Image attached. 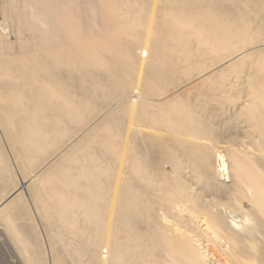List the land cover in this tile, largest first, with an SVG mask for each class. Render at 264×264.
<instances>
[{
  "label": "rangeland",
  "instance_id": "obj_1",
  "mask_svg": "<svg viewBox=\"0 0 264 264\" xmlns=\"http://www.w3.org/2000/svg\"><path fill=\"white\" fill-rule=\"evenodd\" d=\"M263 165L264 0H0V264H253Z\"/></svg>",
  "mask_w": 264,
  "mask_h": 264
},
{
  "label": "bare ground",
  "instance_id": "obj_2",
  "mask_svg": "<svg viewBox=\"0 0 264 264\" xmlns=\"http://www.w3.org/2000/svg\"><path fill=\"white\" fill-rule=\"evenodd\" d=\"M8 67V66H7ZM256 70V69H255ZM256 149H259V148H256ZM256 151V150H255ZM250 152H252V150L250 151ZM259 152H260V150H259ZM263 152V151H262ZM261 153V152H260ZM252 156V159H253V161H257V160H259V158H258V154H257V151L256 152H254L253 153V155H251ZM250 155H249V157H251ZM264 166V165H263ZM249 191L248 192H250L251 193V197L252 198H254L255 196H257L256 195V190L254 189V188H247ZM264 198V197H263ZM259 202H257V204H258ZM254 205L253 206H255L254 208V211H255V215L253 216V218H254V224L251 226L252 228H253V230L254 231H257V232H259V233H261V234H263L262 236H263V238H264V219H260L259 217H262V212L260 213V212H258V211H261V210H259V208L257 207V205H256V202L255 203H253ZM259 205V204H258ZM116 209V208H115ZM245 222V225H249V223H246V222H248V220H245L244 221ZM251 238H252V241H251V250L253 251V264H260L258 261L259 260H257L258 259V257L259 256H263L264 257V239H262V240H260L257 236H255V235H252L251 236ZM195 247H197V249H199V251H200V256H201V259L203 260V261H205L206 260V256H207V254H206V251H205V249H204V247L203 246H200L201 244H196V243H194L193 244ZM257 247L258 248H260V249H262V250H257ZM193 249H194V247H193ZM252 256V255H251ZM264 259H262L261 261H263ZM264 263V262H263ZM262 264V263H261Z\"/></svg>",
  "mask_w": 264,
  "mask_h": 264
},
{
  "label": "water",
  "instance_id": "obj_3",
  "mask_svg": "<svg viewBox=\"0 0 264 264\" xmlns=\"http://www.w3.org/2000/svg\"><path fill=\"white\" fill-rule=\"evenodd\" d=\"M21 189H24V184L21 185Z\"/></svg>",
  "mask_w": 264,
  "mask_h": 264
}]
</instances>
